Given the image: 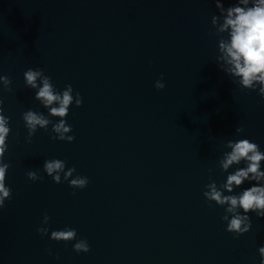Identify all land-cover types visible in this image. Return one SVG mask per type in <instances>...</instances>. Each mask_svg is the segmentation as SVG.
Listing matches in <instances>:
<instances>
[{
	"label": "clouds",
	"instance_id": "clouds-1",
	"mask_svg": "<svg viewBox=\"0 0 264 264\" xmlns=\"http://www.w3.org/2000/svg\"><path fill=\"white\" fill-rule=\"evenodd\" d=\"M215 5L220 12V16H213L211 21L216 29L215 35L227 33V39L220 38L218 41L217 62L242 89L258 91V94L264 97V0H237L235 5L227 8L224 7L223 0H215ZM24 79L28 87L37 89L35 99L48 109V117L32 110L23 113L22 118L28 129V140H31L38 129L47 130L51 124V131L55 133L53 139L73 142L75 137L69 135L72 128L65 118L73 103L77 107L82 105L80 94L77 92L74 95L70 84L63 91H57L51 78L44 74L43 69L29 68L24 72ZM162 80L163 77L155 82L156 89L165 87ZM11 84L12 80L8 76L0 75V85H3L4 89L11 91ZM2 104L3 102L0 101V209L12 195L11 189L6 187L5 183L10 164L4 162L8 148L7 138L11 131L10 118L3 114ZM49 117L60 119L53 123ZM243 131V127L235 129L237 134ZM225 146L231 151L224 152L222 159L219 160L223 171H228L231 166L239 165L242 161L246 166L228 174L222 188L232 193L234 186L239 187L245 181H255L256 184L243 190L239 195H224L216 182L212 181L206 185L207 190L203 195L207 201L224 207L225 214L221 219L227 222L226 231L240 236L249 232L252 227L248 213L264 217V183H260L264 181V171L261 170L264 152L260 151L258 144L249 139L228 140ZM43 169L56 184L68 181L70 187L83 189L89 183L87 177L74 176L75 167L66 170L65 161L60 159L46 160ZM27 176L32 181L43 179L36 171H29ZM49 219V216L45 214L42 223L47 225ZM37 231L43 236L48 235L49 229L40 227ZM50 238L57 242H70L77 240V232L72 228L54 230L51 231ZM73 250L76 253H87L90 251V246L86 240L80 239L73 245ZM258 252L261 264H264V246L260 247ZM49 254H51L50 251Z\"/></svg>",
	"mask_w": 264,
	"mask_h": 264
}]
</instances>
